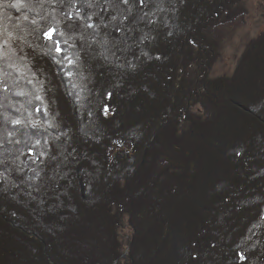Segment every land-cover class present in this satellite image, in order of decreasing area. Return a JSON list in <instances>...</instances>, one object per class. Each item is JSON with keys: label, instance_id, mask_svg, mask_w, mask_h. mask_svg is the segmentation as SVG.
<instances>
[{"label": "trees", "instance_id": "trees-1", "mask_svg": "<svg viewBox=\"0 0 264 264\" xmlns=\"http://www.w3.org/2000/svg\"><path fill=\"white\" fill-rule=\"evenodd\" d=\"M248 2L0 0V264H264Z\"/></svg>", "mask_w": 264, "mask_h": 264}, {"label": "rangeland", "instance_id": "rangeland-1", "mask_svg": "<svg viewBox=\"0 0 264 264\" xmlns=\"http://www.w3.org/2000/svg\"><path fill=\"white\" fill-rule=\"evenodd\" d=\"M222 28L225 35L223 54L212 75L232 72L247 42L264 29V0H249L246 16Z\"/></svg>", "mask_w": 264, "mask_h": 264}, {"label": "snow or ice", "instance_id": "snow-or-ice-1", "mask_svg": "<svg viewBox=\"0 0 264 264\" xmlns=\"http://www.w3.org/2000/svg\"><path fill=\"white\" fill-rule=\"evenodd\" d=\"M47 35H48L49 39H51L53 37V33L52 32H49ZM57 50H59V49H57Z\"/></svg>", "mask_w": 264, "mask_h": 264}]
</instances>
